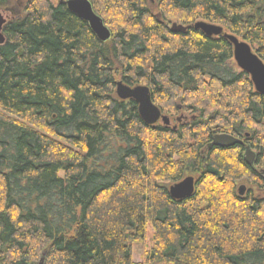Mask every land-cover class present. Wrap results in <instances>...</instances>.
Instances as JSON below:
<instances>
[{
  "label": "trees",
  "instance_id": "16d2710c",
  "mask_svg": "<svg viewBox=\"0 0 264 264\" xmlns=\"http://www.w3.org/2000/svg\"><path fill=\"white\" fill-rule=\"evenodd\" d=\"M15 1L0 0V264H264V95L227 39L193 28L264 63V0H87L106 42L64 4ZM119 81L169 125H146ZM219 134L243 145L209 147ZM187 176L192 196L171 198Z\"/></svg>",
  "mask_w": 264,
  "mask_h": 264
},
{
  "label": "water",
  "instance_id": "95a60500",
  "mask_svg": "<svg viewBox=\"0 0 264 264\" xmlns=\"http://www.w3.org/2000/svg\"><path fill=\"white\" fill-rule=\"evenodd\" d=\"M60 3L64 4L69 12L86 22L99 41H108L110 37L109 30L103 24L101 18L93 12L87 0H62ZM9 18L10 13L8 11L0 10V43L4 42L2 32ZM193 28L200 30L208 37L223 36L227 39L232 46V57L236 67L249 76L255 92L264 95V63L258 58L250 45L244 41H240L234 35L225 33L223 28L218 25L199 21L194 23ZM169 29L173 33H181L185 32L188 27L172 23ZM115 94L122 101H134L137 104L138 115L146 125L152 126L158 122H161L165 126L169 125V119L163 116L158 107L153 104L148 87L140 85L129 87L122 81H119L115 84ZM180 121L181 117L177 119V122ZM235 145H243V142L231 135L219 134L212 137L209 147L226 148ZM255 157L256 153L249 146H245L243 153L245 163L253 165ZM194 187L195 179L187 176L178 183L171 185L169 187V194L175 200L187 199L194 193ZM245 190L244 185L239 186L237 190L238 195L242 197ZM39 264H42V261Z\"/></svg>",
  "mask_w": 264,
  "mask_h": 264
},
{
  "label": "rangeland",
  "instance_id": "374dc122",
  "mask_svg": "<svg viewBox=\"0 0 264 264\" xmlns=\"http://www.w3.org/2000/svg\"><path fill=\"white\" fill-rule=\"evenodd\" d=\"M24 0H16V4L17 6H20L22 3H23ZM62 0H50V2L53 4V5H56L58 3H60ZM3 9V8H1ZM171 23H176V24H179L178 22H171ZM180 118V116L178 117ZM174 120L175 119H171L170 120V125L172 126V124L174 123ZM194 178V177H193ZM241 185H244L245 188L248 187V184L247 183H244V182H239L237 184V187L241 186ZM238 190V189H237ZM246 192V191H245ZM244 192V194H245ZM146 235H145V238L143 240H140V241H137V242H134L133 245H132V261L133 262H141L142 261V258H143V255H144V252L148 249L151 248V237H152V230L150 228V226H147L146 228Z\"/></svg>",
  "mask_w": 264,
  "mask_h": 264
}]
</instances>
